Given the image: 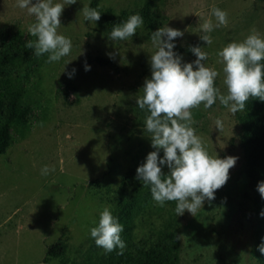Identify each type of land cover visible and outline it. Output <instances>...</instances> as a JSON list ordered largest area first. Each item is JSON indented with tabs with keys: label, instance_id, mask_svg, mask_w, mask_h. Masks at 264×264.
Instances as JSON below:
<instances>
[{
	"label": "rangeland",
	"instance_id": "obj_1",
	"mask_svg": "<svg viewBox=\"0 0 264 264\" xmlns=\"http://www.w3.org/2000/svg\"><path fill=\"white\" fill-rule=\"evenodd\" d=\"M89 2L65 5L60 17L58 33L71 39L70 54L52 63H47L48 54L39 56L41 92L32 100L39 97L48 119L32 122L26 136L0 155V264H71L87 254L105 252L95 244L90 229L98 226L103 209L110 208L106 192L116 187L129 166L144 163L155 150L146 130L150 112L136 103L143 96L145 79L151 78L150 57L157 50L152 32L167 25L181 30L184 35L174 40V51L182 62H193L194 53L179 50L200 38L206 20L217 23L213 6L226 11L227 25L209 33L211 45L202 41L199 46L208 54L205 66L218 71L215 86L225 95L224 64L218 52L245 40L253 28L264 38V0H99L96 9L101 16L149 9V26L143 24L127 40H111L102 17L85 20L82 9ZM34 22L17 0H0V35L20 34L26 43L35 41L28 32ZM96 56L111 58L117 69L97 64ZM86 64L90 70H85ZM191 111L196 121L192 127L209 154L237 160L214 200H205L195 216L187 210L178 216L179 264H258L251 190L239 144L237 115L242 110L233 114L217 100L210 108L201 104ZM218 118L222 131L215 127ZM45 166L55 171L41 175ZM168 171L165 165L163 172ZM165 207L172 204L166 202ZM160 215L137 219L135 237L158 227ZM55 242H64V258L45 263L47 248Z\"/></svg>",
	"mask_w": 264,
	"mask_h": 264
},
{
	"label": "clouds",
	"instance_id": "obj_2",
	"mask_svg": "<svg viewBox=\"0 0 264 264\" xmlns=\"http://www.w3.org/2000/svg\"><path fill=\"white\" fill-rule=\"evenodd\" d=\"M77 0H17V6L27 9L29 15L35 17V22L28 26V32L36 37L35 41H27L25 47L34 49L39 57L48 54L47 63L59 61L70 54L72 41L59 34L61 15L65 5L75 4ZM85 20L96 22L101 18V12L95 8L84 6L82 9ZM212 15L217 23L206 20L200 36L207 45L212 44L209 35L214 27L226 26L228 13L213 6ZM144 21L139 14L131 15L126 22L116 25L110 32L111 40H127L136 34ZM184 33L168 25L160 27L151 33V41L157 49L150 57L151 78L144 81L143 96L137 98L140 109L150 112L146 118V130L151 135L150 151L144 163L136 169V179L150 186L151 195L158 205L164 206L166 201H176L177 216L185 210L193 216L203 207L205 200L215 199V192L222 188L229 179V170L235 166L237 157L220 158L212 156L207 151L202 138L192 127V109L201 104L204 108L212 107L217 100L235 114L245 108L246 101L259 98L264 101V38L255 28L242 42L227 44L218 56L224 64V83L227 94H222L215 86L219 73L214 67L205 66L208 54L199 46L191 47L195 54L193 62H182V57L175 51L174 40ZM85 70L90 66L85 65ZM75 69L68 73L72 78ZM215 127L223 130V121L217 119ZM163 150V156L159 155ZM167 165L169 171L163 172ZM55 168L45 166L41 175H48ZM258 191L264 197V181L258 183ZM264 216V212L261 213ZM123 225L119 223L109 207L100 214L98 226L90 229L95 244L105 252L117 248L123 253L125 243L121 239ZM264 254V243L258 246Z\"/></svg>",
	"mask_w": 264,
	"mask_h": 264
},
{
	"label": "trees",
	"instance_id": "obj_3",
	"mask_svg": "<svg viewBox=\"0 0 264 264\" xmlns=\"http://www.w3.org/2000/svg\"><path fill=\"white\" fill-rule=\"evenodd\" d=\"M98 3L99 0H90L89 7L96 9ZM133 14H139L143 18V24L149 26V9L146 7L105 14L101 19L112 30ZM201 42L198 38L179 51L193 54L191 47L200 46ZM25 45L20 34L10 37L0 35V155L26 136L32 122L48 119L46 112H42L44 107L39 97L32 100L36 93L41 92L42 60L34 54V49H28ZM94 61L101 66L117 69V64L109 57L96 56ZM34 110H37L35 116L32 114ZM237 122L240 126L239 144L251 190L250 201L255 222L252 238L257 250V262L264 264V254L258 249L264 243V216L261 215L264 212V197H261L257 187L259 182L264 181V101L250 97L245 108L237 115ZM141 164L129 166L120 175L116 187L106 192L112 214L123 225L121 239L126 245L123 253L120 254V249L117 248L112 252L87 254L82 261L71 264L180 263V221L175 211L176 201H166L172 204V208L166 209L165 204L160 206L153 200L150 186H145L135 178L136 169ZM96 182L99 180H95ZM153 213H162L160 225L150 234L136 238L134 229L137 219ZM64 253V242H55L48 246L44 262L55 258L63 259Z\"/></svg>",
	"mask_w": 264,
	"mask_h": 264
}]
</instances>
